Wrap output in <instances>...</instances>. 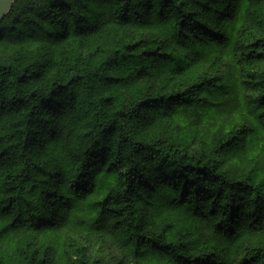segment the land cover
<instances>
[{
    "label": "trees",
    "instance_id": "trees-1",
    "mask_svg": "<svg viewBox=\"0 0 264 264\" xmlns=\"http://www.w3.org/2000/svg\"><path fill=\"white\" fill-rule=\"evenodd\" d=\"M0 264H264V0H14Z\"/></svg>",
    "mask_w": 264,
    "mask_h": 264
},
{
    "label": "water",
    "instance_id": "water-1",
    "mask_svg": "<svg viewBox=\"0 0 264 264\" xmlns=\"http://www.w3.org/2000/svg\"><path fill=\"white\" fill-rule=\"evenodd\" d=\"M14 0H0V21L1 19L9 13Z\"/></svg>",
    "mask_w": 264,
    "mask_h": 264
}]
</instances>
